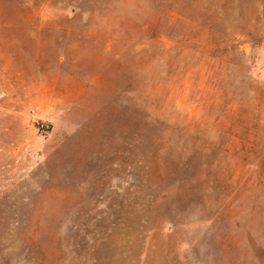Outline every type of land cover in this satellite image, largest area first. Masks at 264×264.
<instances>
[{
    "label": "rangeland",
    "instance_id": "374dc122",
    "mask_svg": "<svg viewBox=\"0 0 264 264\" xmlns=\"http://www.w3.org/2000/svg\"><path fill=\"white\" fill-rule=\"evenodd\" d=\"M0 264H264V0H0Z\"/></svg>",
    "mask_w": 264,
    "mask_h": 264
}]
</instances>
